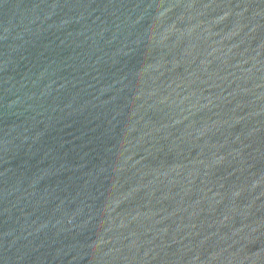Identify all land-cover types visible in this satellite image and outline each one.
Wrapping results in <instances>:
<instances>
[{"label": "water", "instance_id": "water-1", "mask_svg": "<svg viewBox=\"0 0 264 264\" xmlns=\"http://www.w3.org/2000/svg\"><path fill=\"white\" fill-rule=\"evenodd\" d=\"M0 264H264V0H0Z\"/></svg>", "mask_w": 264, "mask_h": 264}]
</instances>
